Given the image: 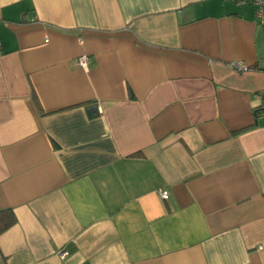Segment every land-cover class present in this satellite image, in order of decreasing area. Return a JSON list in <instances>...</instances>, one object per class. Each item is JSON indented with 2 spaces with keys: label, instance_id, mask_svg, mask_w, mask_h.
<instances>
[{
  "label": "crops",
  "instance_id": "1",
  "mask_svg": "<svg viewBox=\"0 0 264 264\" xmlns=\"http://www.w3.org/2000/svg\"><path fill=\"white\" fill-rule=\"evenodd\" d=\"M0 207V264H264L254 6L0 0Z\"/></svg>",
  "mask_w": 264,
  "mask_h": 264
},
{
  "label": "built area",
  "instance_id": "2",
  "mask_svg": "<svg viewBox=\"0 0 264 264\" xmlns=\"http://www.w3.org/2000/svg\"><path fill=\"white\" fill-rule=\"evenodd\" d=\"M235 1L236 3H247V4H252L255 8V15H256V18H257V21L260 23V24H264V0H233ZM86 55L85 54H82L80 56H78L77 58V62L79 65H84L85 62H86ZM231 66L232 68L234 69H238V70H245L247 68V66L241 62V61H234L231 63ZM159 193H160V196L162 198H165L167 196V191L166 190H158ZM66 255V252L65 251H62L60 253V256H65Z\"/></svg>",
  "mask_w": 264,
  "mask_h": 264
},
{
  "label": "trees",
  "instance_id": "3",
  "mask_svg": "<svg viewBox=\"0 0 264 264\" xmlns=\"http://www.w3.org/2000/svg\"><path fill=\"white\" fill-rule=\"evenodd\" d=\"M16 218L10 209L0 207V233L13 225Z\"/></svg>",
  "mask_w": 264,
  "mask_h": 264
},
{
  "label": "water",
  "instance_id": "4",
  "mask_svg": "<svg viewBox=\"0 0 264 264\" xmlns=\"http://www.w3.org/2000/svg\"><path fill=\"white\" fill-rule=\"evenodd\" d=\"M91 109L96 110V106L91 107Z\"/></svg>",
  "mask_w": 264,
  "mask_h": 264
}]
</instances>
